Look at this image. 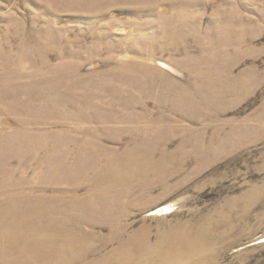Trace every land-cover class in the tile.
Returning <instances> with one entry per match:
<instances>
[{"label":"rangeland","instance_id":"374dc122","mask_svg":"<svg viewBox=\"0 0 264 264\" xmlns=\"http://www.w3.org/2000/svg\"><path fill=\"white\" fill-rule=\"evenodd\" d=\"M134 141L184 169L127 219L129 235L149 227L155 243L171 227L221 224L211 264H264V0H0L10 179L71 199L45 181L50 162Z\"/></svg>","mask_w":264,"mask_h":264},{"label":"bare ground","instance_id":"6f19581e","mask_svg":"<svg viewBox=\"0 0 264 264\" xmlns=\"http://www.w3.org/2000/svg\"><path fill=\"white\" fill-rule=\"evenodd\" d=\"M157 55L151 54L152 58ZM123 114L126 123L129 117ZM137 119L140 122L146 116ZM128 144L119 153L98 146L92 154L78 151L73 163L54 167L50 162L51 175L45 181L49 177L53 186H48L59 189L62 183L68 184L71 199L31 192L38 188L25 179L11 180L13 168L7 171L0 157V264H211L214 247L225 239L221 224L171 227L155 243L149 227L129 235L127 219L141 211L149 193L159 186L166 188L171 175L184 168H168L164 148L156 150L155 145L136 141ZM23 157L33 159L25 151ZM80 191L84 193L79 196ZM59 210L66 216L55 217ZM170 210V206L159 207L153 214Z\"/></svg>","mask_w":264,"mask_h":264}]
</instances>
